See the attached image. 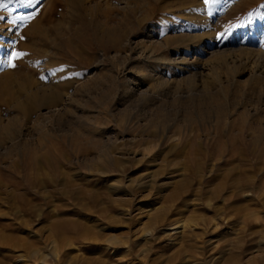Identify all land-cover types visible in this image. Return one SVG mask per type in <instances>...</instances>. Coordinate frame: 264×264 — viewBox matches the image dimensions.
Instances as JSON below:
<instances>
[{
	"label": "rangeland",
	"instance_id": "rangeland-1",
	"mask_svg": "<svg viewBox=\"0 0 264 264\" xmlns=\"http://www.w3.org/2000/svg\"><path fill=\"white\" fill-rule=\"evenodd\" d=\"M57 1L0 0L1 89L61 97L32 115L0 110V171L56 182L0 188V264H264V78L250 88L242 70L220 101L206 78L242 62L264 71V0H81L86 24ZM16 138L27 143L18 156ZM77 148L88 167H76ZM58 155L74 166L50 167ZM63 237L74 243L54 253Z\"/></svg>",
	"mask_w": 264,
	"mask_h": 264
},
{
	"label": "bare ground",
	"instance_id": "bare-ground-1",
	"mask_svg": "<svg viewBox=\"0 0 264 264\" xmlns=\"http://www.w3.org/2000/svg\"><path fill=\"white\" fill-rule=\"evenodd\" d=\"M57 1V0H56ZM67 1V0H66ZM62 2L63 1H57V2H55V4H54V6H53V8H55L56 10H57V12H59V13H61V14H64L65 16H66V14H68V16L66 17V18H68L70 15H72V13H73V11H72V13H69V12H65V8H64V6L63 5H65V4H62ZM65 3V2H64ZM67 4L69 3L72 7H70V8H72V9H75V10H78V11H81L80 13L78 12V14H79V23L80 24H84L85 23V16H84V9H82V1L81 0H68L67 2H66ZM69 5V6H70ZM65 6H67L68 8H69V6L68 5H65ZM67 7H66V9H67ZM128 7V6H127ZM126 8V7H125ZM67 11V10H66ZM53 12H54V10H53ZM76 13H77V11H76ZM52 17V16H51ZM54 17V16H53ZM72 17V16H71ZM51 20V19H50ZM86 24V23H85ZM76 26V25H75ZM81 28V27H80ZM76 31V30H75ZM80 32V31H79ZM78 31L75 33V35H74V39H77V40H79V38L80 37H82V36H80L81 34L79 33ZM2 34H4V32L3 33H1L0 34V36L2 35ZM57 34H58V32H57ZM62 34V33H61ZM108 35V34H107ZM28 36V35H27ZM72 36V35H71ZM33 37V36H32ZM59 37V36H58ZM31 38V37H30ZM148 38V37H147ZM73 39V38H72ZM107 39H108V41L110 42V43H113L114 42V34L112 35V37L111 36H107ZM253 39V38H252ZM255 39V38H254ZM42 41V40H41ZM44 41H45V39L42 41V44L44 43ZM76 41V40H75ZM239 42V41H238ZM237 42V43H238ZM256 45V44H255ZM255 45H253V47L255 46ZM233 46V45H232ZM212 49H213V45H208V46H206V47H201L199 50H198V53H196L200 58H204L206 55H208L211 51H212ZM245 49V48H244ZM246 50V52L248 51V50H251V49H245ZM44 51V50H43ZM213 52V51H212ZM216 53H218V52H216ZM213 54H214V52H213ZM214 58H216V57H214ZM178 59V58H177ZM160 60V59H159ZM225 60V59H224ZM22 61V60H21ZM161 61V60H160ZM178 61V60H177ZM180 61V60H179ZM178 61V62H179ZM216 61V60H215ZM222 61V57H220V58H218V60H217V63H219L220 65H221V63L223 64V62H221ZM23 62V61H22ZM180 63V62H179ZM183 63V62H182ZM192 63V62H191ZM240 63V62H239ZM184 64V63H183ZM183 64H181L183 67H185ZM212 64V63H211ZM218 64V65H219ZM186 65V64H185ZM192 65H193V63H192ZM192 65H190V66H192ZM190 66H189V68H190ZM206 66V65H205ZM225 67L227 66V64L225 63V65H224ZM210 68H212V67H210ZM258 68V67H257ZM255 66H253L252 64H249V62L247 63H240L239 65H236V64H232V67H229L226 71H225V75H226V77L224 78V76H222V74H218V72H217V68L215 69V70H213V68L211 69V70H213L212 71V73H213V75H210V76H206V78L207 79H210L212 82H211V86L213 87V86H215L216 88H217V92H215L214 93V95H213V97H215L214 99L215 100H218V101H220L221 99H223V100H227L228 98V96H229V93H228V91H227V93L225 92L226 90H224V84H225V82L227 83V82H229L230 80L232 81V80H234L240 73H241V71L242 70H244V72L245 71H248L249 72V78L247 79V81H246V86H248V87H250V88H252V87H254L255 85H256V82H257V80H258V78L260 77H262V78H264V71H262V70H260L259 71V69H257ZM203 69V68H202ZM209 69V68H208ZM190 70H192V69H190ZM193 70H196V69H193ZM206 70V69H205ZM203 71V70H202ZM209 71V70H208ZM204 72V71H203ZM207 73H209V72H207ZM206 73V74H207ZM243 73V72H242ZM241 73V74H242ZM196 74V73H195ZM204 74V73H203ZM205 74V75H206ZM209 74H211V73H209ZM23 76V75H22ZM205 77V76H204ZM134 77H131V79H133ZM169 78V77H168ZM64 88H65V90H66V87H68L69 86V81H71L70 80V77H65L64 79ZM178 80V79H177ZM177 82V81H176ZM168 84V83H167ZM213 84V85H212ZM234 84H236V83H234ZM141 85H142V82H140V81H137V83L135 84V87H141ZM12 88V87H11ZM216 90V89H215ZM129 91V90H128ZM139 92L141 95L142 94H145L144 96V98L145 99H148L149 101H151V95L149 96V95H146V93H147V91H141V89L139 90V91H137V90H134L133 91V89H132V91L131 92ZM29 92V91H28ZM35 92V91H34ZM22 94L24 95H26L25 96V98H27V103H22V102H20V98L23 96V95H20L19 93H16V92H14V91H12V89H10V87H9V84H8V86H7V89H1V87H0V110L3 112L4 110H9V111H14L15 113H25V114H27V115H32V113L33 112H35V110H37L38 109V107L39 106H47V107H49V106H52L53 104H56V103H58V102H60V100H61V97L59 96L60 94H52V97H48V98H44V99H39L38 98V96H37V94H30V95H27L26 94V92L25 93H23L22 92ZM138 94V93H137ZM210 95L212 96V94L210 93ZM233 95V94H232ZM210 96V97H211ZM210 97H209V99H210ZM212 98V97H211ZM213 99V100H214ZM220 99V100H219ZM155 101V100H154ZM211 101V100H210ZM236 107V106H235ZM223 108V107H222ZM220 109V108H219ZM221 110V109H220ZM225 111V110H224ZM6 112V111H5ZM221 113V112H220ZM18 115V114H17ZM243 115V114H242ZM254 117V116H253ZM220 118V117H219ZM1 121V120H0ZM2 122V121H1ZM18 122V121H17ZM43 122V121H42ZM9 126V125H8ZM7 126V127H8ZM7 127H4L3 129L5 130ZM9 129V128H8ZM7 131V130H6ZM20 134H18L17 136H19ZM97 141V140H96ZM100 142V140L99 141H97V143H99ZM51 144V143H50ZM56 146H57V144L55 145V147H53V148H56ZM87 146H90V145H87ZM203 146V147H202ZM25 147H27V143H24V142H22V141H19L17 138L16 139H14V149H15V151H17V153L18 154H16L17 156L18 155H20V153H21V151H22V149L23 148H25ZM49 147V146H48ZM117 147V146H116ZM190 147L192 148V151H195L196 153H199V154H201V152H203V151H208L209 152V150H210V146H209V144L208 143H203V142H201V143H196V142H192V143H190ZM32 148H33V150L38 154V153H41L42 151L44 152L45 151V153L47 154L48 153V151H47V147H45L42 143H38V145L37 146H32ZM107 148V147H106ZM238 148V147H237ZM235 149V151H236V154L237 155H240V156H242V155H244V152H246L245 150H243V149ZM0 149L1 150H3L2 149V146L0 145ZM57 149V148H56ZM48 150H49V148H48ZM52 150V149H51ZM50 150V151H51ZM88 150L89 149H80V148H77L76 149V151H75V157H76V167H82V166H84V168L87 166L88 167V164H90V159H89V153H88ZM109 150L107 149L105 152H108ZM219 151H221V156L222 157H224L223 155H225L226 153H230L229 152V147H226L225 149H223V150H220L219 149ZM3 152V151H2ZM73 152H74V150H73ZM218 152V151H217ZM232 154H234V152H232ZM246 154V153H245ZM250 154H252V153H250ZM255 154V153H254ZM7 155L8 154H5L4 152H3V154H1L0 153V164L6 159V158H9V156L7 157ZM29 156V158H30V160L33 158V156H30V155H28ZM220 156V155H219ZM25 157V156H24ZM23 157V158H24ZM70 157V156H69ZM235 157V156H234ZM56 158V157H55ZM54 158V159H55ZM58 159H56V162L54 163V165H49L50 167H52L53 168V166H55L56 168H59V166H60V164H63V165H68V166H70V168H72L73 166H74V164H73V166L71 165V163H72V161L70 162V159L69 158H64V157H62V156H59L58 155V157H57ZM72 158H73V155H72ZM80 159H83L82 161L80 160ZM230 159H232V157L230 158ZM74 160V159H73ZM49 161V160H48ZM226 161V163L225 164H228L229 163V160H225ZM231 161V160H230ZM32 162H35V158L33 159V161ZM47 162V161H46ZM50 162V161H49ZM20 163H22V162H19V163H16L15 165H14V168L16 169V168H18L19 167V165H20ZM24 163H27L28 164V162L26 161V162H24ZM48 163V162H47ZM115 163V162H114ZM114 163H113V165H114ZM51 164V163H50ZM112 164V163H111ZM116 164V163H115ZM29 166H31V169L30 170H32V169H34L35 168V165H34V163H32V165H30V164H28ZM196 166V165H195ZM92 166L90 165L89 166V168H87L86 170L88 171V169L90 170V168H91ZM97 169V168H96ZM25 170V169H24ZM86 170H85V173H83V175H85L87 172H86ZM30 172V171H29ZM28 172V173H29ZM35 172H37V171H35ZM34 172V173H35ZM91 172V171H90ZM89 172V173H90ZM12 173H14V174H17V175H14V174H12L11 176H4V174H3V172H1L0 171V188H2L5 184H12L13 186H15L16 188H19V189H25L26 191H28V190H30L31 191V189H34L35 187H39V188H41V187H47L48 185H51V184H53V183H56V182H50V181H45V182H41V181H38V179H37V177H36V174H34V175H32V174H30V177L29 176H27V175H21L22 173H19L18 171H14V172H12ZM24 173H26V172H24ZM61 173V172H60ZM88 174V173H87ZM6 175V174H5ZM58 175V174H57ZM60 175V174H59ZM93 175V174H92ZM74 176V175H73ZM81 176V175H80ZM13 177H17V178H13ZM75 178V177H74ZM82 180H85V178L83 177V179ZM56 181V180H55ZM58 181V180H57ZM60 181H62V180H60ZM77 181V180H76ZM66 182V184L68 183L67 181H65ZM69 182H70V180H69ZM64 183V182H63ZM62 183V184H63ZM58 184V183H57ZM60 184V183H59ZM75 184V183H74ZM55 185V184H54ZM61 185V184H60ZM70 185H71V183H70ZM69 184H68V186H70ZM62 186H65V185H62ZM73 186H75V185H73ZM73 186H70V187H73ZM77 186V185H76ZM79 188V187H78ZM78 188H76V189H78ZM67 189V188H66ZM75 189V188H74ZM68 190V189H67ZM66 190V191H67ZM73 189H71V190H69L68 192H67V195H69L68 196V198L70 199V200H77V198H78V192L75 190V191H72ZM81 190L79 189V192H80ZM83 192V191H82ZM93 194V193H92ZM88 195V194H87ZM90 196V195H89ZM93 196V195H92ZM44 197V196H43ZM43 199V198H42ZM94 200L96 201V199L94 198ZM126 205V204H125ZM158 225L159 226H167V227H169V228H171L172 230L171 231H176V230H178L179 228H180V226H179V223H169L167 220L166 221H163V220H161V221H159L158 222ZM72 243H74V241H73V239L71 238V239H69V238H67V237H63V238H61L60 239V241H59V244L60 245H58V242H56V241H52V244L54 245V253H56L57 251H58V248H62L63 249V251H65L67 248V246H70ZM48 257H52L51 255H49L48 254ZM46 259L47 258H44L43 259V262H45L44 264H48L47 262H46ZM41 261V260H40ZM40 264V263H39ZM43 264V263H42Z\"/></svg>",
	"mask_w": 264,
	"mask_h": 264
},
{
	"label": "snow or ice",
	"instance_id": "snow-or-ice-1",
	"mask_svg": "<svg viewBox=\"0 0 264 264\" xmlns=\"http://www.w3.org/2000/svg\"><path fill=\"white\" fill-rule=\"evenodd\" d=\"M20 2H21V3H25L26 0H20ZM28 2H30V0H28ZM204 2H205L206 4H208V3L215 2V0H204ZM22 55H23V54H21V53H12V60H16V59L20 58ZM10 66H11V67H15V64L10 62Z\"/></svg>",
	"mask_w": 264,
	"mask_h": 264
}]
</instances>
